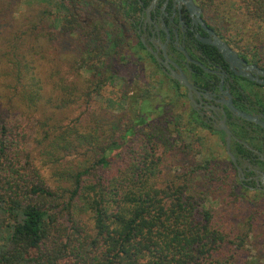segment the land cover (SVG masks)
<instances>
[{
  "label": "trees",
  "instance_id": "16d2710c",
  "mask_svg": "<svg viewBox=\"0 0 264 264\" xmlns=\"http://www.w3.org/2000/svg\"><path fill=\"white\" fill-rule=\"evenodd\" d=\"M58 1L66 9V28H48L51 12L40 7L37 22L0 36V89L11 92L0 94V264H237L251 233L260 230L256 244L264 245V200L240 193L233 174L220 170L221 156L199 161L189 145H174L172 132L187 131L182 116L174 117L183 106L170 102L161 121L156 94L146 91L127 98V118L114 125L94 122L79 131L35 120L40 126L29 133V118L38 112L52 111V118L65 96H89L120 77L116 62L126 59L124 49L143 59L127 26L137 0ZM201 1L215 13L214 0ZM238 6L264 40V0H238ZM50 45L70 52L71 73L66 81L61 56L53 61L54 97L46 99L42 78ZM237 47L264 60L248 46ZM81 69L90 72L88 79ZM189 132L202 139L197 128ZM34 143L46 161L74 154L83 161L54 166L48 176L36 162ZM168 158L179 170L159 187ZM222 190L231 209L215 217L204 202Z\"/></svg>",
  "mask_w": 264,
  "mask_h": 264
},
{
  "label": "flooded vegetation",
  "instance_id": "af4514ba",
  "mask_svg": "<svg viewBox=\"0 0 264 264\" xmlns=\"http://www.w3.org/2000/svg\"><path fill=\"white\" fill-rule=\"evenodd\" d=\"M137 1L127 26L156 81L157 117L165 118L170 102L185 107L190 130L207 136L222 157L220 170L233 174L240 193L264 200V60L226 37L201 0ZM215 39L235 52L236 62L219 53ZM228 104L255 120L238 117Z\"/></svg>",
  "mask_w": 264,
  "mask_h": 264
},
{
  "label": "rangeland",
  "instance_id": "374dc122",
  "mask_svg": "<svg viewBox=\"0 0 264 264\" xmlns=\"http://www.w3.org/2000/svg\"><path fill=\"white\" fill-rule=\"evenodd\" d=\"M214 4L216 6L213 9L215 12L213 14H215L217 22L221 23L224 35L231 39L237 46H248L255 52L258 51L259 54L264 55V40L259 39L257 36L253 23L241 15L238 0H214ZM40 7H45L51 12L46 19V26L48 28L60 31L67 27L66 9L58 0H14L13 2L12 0H0V36L11 35L20 26L37 22ZM236 13L239 15H236ZM123 53L126 54L124 55L126 59L120 61V63L116 62V68L119 67L122 70L120 77H112L106 85L99 89H92L89 96L83 95L81 98H77L79 95L78 92L74 93V97L72 95L71 97L65 96L63 109L56 111L52 118L50 117L52 111H47L43 115L38 112L35 116L29 118V133L33 131L35 126H40L39 124L35 125V120L42 123L45 121L48 126L56 124V126L61 125L62 127L70 128L75 125L79 128V131H84L87 124L92 125L94 122L114 125V122L120 116H123V121H125L127 117L122 114V110L126 109L127 98L137 96L146 91L152 95L156 94V81L151 67H148L143 60L139 59L137 61L135 54L133 52H126L125 49ZM59 56H61V65H63L60 70L61 75L66 81H69V74L71 72L67 70L66 60L70 57V52L65 47L57 52L54 45L48 46L45 65H43L44 77L42 78L45 82L43 92L46 99H52L54 97L52 94V80L49 78V73L54 64L53 61ZM1 70L2 67L0 66ZM80 76L83 80L88 79L90 72L81 69ZM10 93L7 89H0L2 96H7ZM156 104L157 100L155 101L154 99L153 107ZM175 113L174 117L182 116L183 123L185 125L187 124V131H185L186 127H184L181 136H178L174 131L172 132L171 139L174 145L177 147L183 144L189 145V151L191 154L193 153L195 160L201 161L216 158L215 151L208 147L211 144V140L207 136H204L201 132L199 138L202 139L199 140L189 132L190 128L186 121V110L179 107ZM19 118L23 119L24 117L19 116ZM179 137L183 139L180 140ZM33 146L34 151L37 149V152H35L37 156L36 162L44 169L45 174L48 176L54 171V166L75 167L83 161V156L75 154L63 156L58 163L51 162L50 160L46 161L40 155V146H37L35 143L32 144ZM170 154L172 157L173 152ZM177 170H179L178 162L168 158L164 162L163 167H161V173L157 178V185L159 187H165V184ZM223 192L224 190L208 196L204 202L205 208L212 211L215 217L221 216L225 208L231 209L225 200L227 195L226 193L224 195ZM234 219L240 224L242 222V215L236 213ZM261 233L258 230L255 237V232L250 234L248 243L239 254L241 258L238 261L236 260L237 264H264V245L256 244V238Z\"/></svg>",
  "mask_w": 264,
  "mask_h": 264
},
{
  "label": "water",
  "instance_id": "95a60500",
  "mask_svg": "<svg viewBox=\"0 0 264 264\" xmlns=\"http://www.w3.org/2000/svg\"><path fill=\"white\" fill-rule=\"evenodd\" d=\"M211 44L219 51V53H221V55L230 63L233 64V62H236V54L235 52L231 51L225 44H223L222 42H220L219 40L215 39L214 42H211ZM239 62V61H237ZM174 77L177 78V80H179V82L182 85L187 86L188 88H190V86L187 84V82L185 81V79L177 77L173 74ZM228 108L234 112L238 117H241L243 119H245L246 121H254L255 119L247 114H244L242 112H239L237 110H235L234 108L231 107L230 104L227 105ZM223 130L228 134V130L223 127ZM230 157L232 158V160H234V158L230 155Z\"/></svg>",
  "mask_w": 264,
  "mask_h": 264
}]
</instances>
